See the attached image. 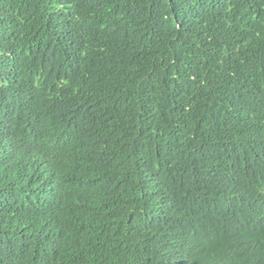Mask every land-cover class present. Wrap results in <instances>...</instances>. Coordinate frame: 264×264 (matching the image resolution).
Segmentation results:
<instances>
[{"label":"trees","instance_id":"16d2710c","mask_svg":"<svg viewBox=\"0 0 264 264\" xmlns=\"http://www.w3.org/2000/svg\"><path fill=\"white\" fill-rule=\"evenodd\" d=\"M0 264H264V0H0Z\"/></svg>","mask_w":264,"mask_h":264}]
</instances>
